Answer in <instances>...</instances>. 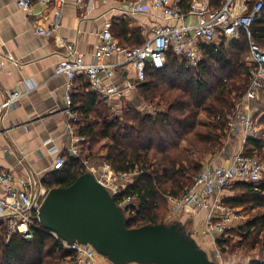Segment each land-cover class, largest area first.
<instances>
[{
    "label": "trees",
    "instance_id": "obj_1",
    "mask_svg": "<svg viewBox=\"0 0 264 264\" xmlns=\"http://www.w3.org/2000/svg\"><path fill=\"white\" fill-rule=\"evenodd\" d=\"M214 1L215 5H210L218 9L224 0ZM256 1H249L250 8ZM191 2L183 0L182 6L188 9ZM122 25L125 28L124 22ZM253 32L264 47V7L253 24ZM130 35L133 45L145 41L139 31ZM248 57L249 40L244 33L229 44L223 38L219 43L206 45L203 62L192 69L180 65L178 57L169 51L166 66L148 67L146 82L138 87L142 100L155 103V113L127 105L121 108V115L111 116L107 100L90 91L85 76L78 78L84 87L73 94V103L79 105L76 111L80 120L74 124L77 133L92 146L108 139L104 158L116 172L140 169L122 193L138 203L131 207L128 227L169 223L160 213L167 197L183 195L202 172L204 159L222 150L229 135L227 115L236 109L250 85ZM244 151L249 156H256L255 151L264 155V138L249 137ZM86 171L78 157L66 154L65 166L48 173L43 183L49 189L68 186ZM235 187V195L224 197L226 205L264 207V183L239 181ZM181 223L182 230L191 235L190 224ZM235 234L240 237L237 243L232 242ZM261 234L264 236V212L221 235L217 245L223 254L233 253L244 244L253 249L261 242L264 244ZM57 247L56 239L43 230H36L32 239L17 233L7 241L6 229L0 227V264H57L66 255ZM252 264L260 263L254 259Z\"/></svg>",
    "mask_w": 264,
    "mask_h": 264
},
{
    "label": "built area",
    "instance_id": "obj_2",
    "mask_svg": "<svg viewBox=\"0 0 264 264\" xmlns=\"http://www.w3.org/2000/svg\"><path fill=\"white\" fill-rule=\"evenodd\" d=\"M39 1L49 12H43L37 23L36 30L40 35L56 33L62 23L63 8L66 0H16L21 9H30ZM147 0L127 1L122 3V10L127 14L146 13L151 9L161 10L164 17L177 20L176 24H159L154 27L153 35L141 45L125 46L114 33V21L107 18L99 33L96 50L90 61H86L84 54L79 51L75 43L66 44L64 59L55 68L57 75L67 77V108L66 113L70 121L75 124L80 120L73 103V90L80 76H85L93 91L108 97L110 100L122 99L126 94L146 82L148 67L160 69L167 64V55L172 51L188 69L198 67L205 57V46L216 42L219 38L226 39V44L237 40L244 33L249 40V57L246 64L249 66L251 81L242 101L261 100L264 93V47L254 38L253 24L263 11V0L256 1L250 8V0H224L218 9L212 8L203 0H192L190 7L182 6L183 0ZM83 5L84 0H77ZM189 16L196 17V22H186ZM180 21V22H179ZM123 55V59L115 63L108 59ZM132 63L135 69L133 80L125 85L120 83H105L115 76L118 65ZM3 98L0 101V121L7 109L15 107L23 97L24 92L14 89L0 90ZM115 107V104L112 103ZM239 104H237L238 106ZM118 112V111H117ZM116 112V114H117ZM118 115V114H117ZM234 118L235 126L241 131L244 145L249 137H257L260 128L255 115L249 110L236 109L230 113ZM234 128L231 129L233 133ZM86 141L83 135L78 136L71 146L72 155L78 157L85 168L93 172L96 178L107 187H110L117 198V202L126 211L133 212L132 196H122L129 185V173H118L105 162L96 167L82 155L77 142ZM51 153H58V149L51 147ZM66 164V157L58 153L54 160L53 170H59ZM14 175L10 171H0V185L4 194L0 196V227L6 229L7 241L14 234H21L25 239H32L36 230H43L53 236L58 242L57 249L63 250L66 255L57 264H115L108 257L100 254L91 244L73 242L60 237L56 232L45 229L39 220V209L47 191L35 189L31 177L20 186L14 184ZM239 181L260 184L264 182V161L256 156L245 154L244 147L238 151L228 164L214 165L208 163L201 173L194 177V181L187 187L181 196L169 195L172 221L183 215H196L206 209L204 232L214 237L218 264H239L224 260V254L217 246V236L243 224L246 216L240 214L237 208L226 205L224 197L229 195ZM212 200V205L209 201ZM191 234H198L195 229ZM215 234L217 236H215ZM264 264V252L256 259ZM139 264V263H127Z\"/></svg>",
    "mask_w": 264,
    "mask_h": 264
},
{
    "label": "crops",
    "instance_id": "obj_3",
    "mask_svg": "<svg viewBox=\"0 0 264 264\" xmlns=\"http://www.w3.org/2000/svg\"><path fill=\"white\" fill-rule=\"evenodd\" d=\"M123 1L84 0L83 5H79L77 0H66L58 31L44 36L37 32L36 27L42 13L49 12V9L39 1H36L30 9H21L17 6L16 0H0V90L14 89L24 92L15 107L4 112L0 121V171H10L14 175L13 182L17 187L31 177L37 191L40 189L48 191L49 188L45 186L43 179L53 171L56 155L58 153H62L65 157L66 154L72 155L71 146L80 136L66 113L67 77L57 75L55 72L56 66L65 57L66 44L75 43L77 49L84 54L85 60L90 61L107 18L113 19L114 33L125 46H133L130 34L135 31H139L146 40L153 35L156 25L178 22L166 19L161 10L154 8L146 13L134 15L124 13L121 8ZM203 1L215 5V1L212 0ZM149 2L150 0H147L146 4ZM196 20V17L189 16L186 22L195 23ZM121 22H124L125 28ZM123 58V55H120L108 60L115 63ZM179 64L181 65L180 59ZM134 76L135 69L132 63H125L116 67L112 80L105 78L104 81L125 85L128 80H133ZM80 84L81 82L77 81L73 94L83 90L84 86ZM90 91H93L91 87ZM102 96L107 100L112 112H117L127 105L141 110L145 107L138 87L129 91L122 99L110 100ZM2 98L3 94L0 93V101ZM263 101L264 93L261 100L241 101L237 110H249L255 114L257 107ZM76 107L79 105L77 104ZM77 143L80 153L89 160L101 159L106 162L103 151L97 154L94 151L97 150L95 146L85 141ZM225 143L220 153L208 157L211 164H228L245 146L240 133L229 134ZM51 147L57 148L58 153H51ZM3 194V186L0 185V196ZM212 203L213 201L210 200L209 205ZM207 211L203 209L196 215H183L178 221L190 224L192 227L189 228L190 232L198 230V234L194 235L197 243L219 263L213 244L214 237L212 239L210 234L204 232ZM242 221L243 224L246 222V220ZM212 244L214 248L211 247ZM258 254L256 249H252L248 256L224 254V260L252 264Z\"/></svg>",
    "mask_w": 264,
    "mask_h": 264
},
{
    "label": "water",
    "instance_id": "obj_4",
    "mask_svg": "<svg viewBox=\"0 0 264 264\" xmlns=\"http://www.w3.org/2000/svg\"><path fill=\"white\" fill-rule=\"evenodd\" d=\"M125 211L114 191L87 170L72 184L47 191L39 220L70 243L91 244L115 264H218L180 221L131 228Z\"/></svg>",
    "mask_w": 264,
    "mask_h": 264
},
{
    "label": "rangeland",
    "instance_id": "obj_5",
    "mask_svg": "<svg viewBox=\"0 0 264 264\" xmlns=\"http://www.w3.org/2000/svg\"><path fill=\"white\" fill-rule=\"evenodd\" d=\"M222 39L223 38H219L216 41L219 43ZM143 103H144V106L145 107L142 109V111H148V112H152V113H155L156 112V107H155L156 105H155V103L145 102L144 100H143ZM259 104L260 103H257V105H259ZM161 107H162V109H164V106H161ZM157 108H160V107L157 106ZM111 111H112V109H111ZM121 113H122L121 110L118 109L117 114L118 115H121ZM254 113H255L254 115H255L257 124H258V126L260 128V132H259V135L258 136L264 138V123H262V118L264 116V101H263L262 104L259 105V107H257V110ZM117 114H116V112H112L111 116H114V115L116 116ZM228 118H229V116H228ZM228 125H229V127H228V132L229 133L228 134H231L230 131H231L232 128H234V130H235V131H233V133H235L237 135L239 133H241V131L238 129V127L235 126L234 118H231V119L229 118V124ZM226 140H225V142H226ZM105 143L106 144L109 143V140L108 139H104V140H101V141L96 142L95 144H93V146L96 147L95 149H97V150H94V151L97 154L98 153L101 154L102 151H103V153H106L107 147H106V144ZM225 145H226V143H225ZM225 145H224V147H225ZM224 147L222 148V150L224 149ZM221 151H219L218 153H220ZM255 154H256V157H258L259 159H261V160L264 161V155H262L261 151H255ZM90 160L93 161L92 164H94L96 167H99V166H102L103 164H105V162L102 161L101 159H99V160L90 159ZM210 162L211 161H209L208 158L207 159H204V166L206 164L210 163ZM138 174H140V169L138 167H137V169L135 171L130 172V174H129V178L130 179L128 181L129 184H131L132 182H134L135 176L138 175ZM262 183H264V182H262ZM236 193H237V189L235 187L234 190L230 193V195L231 194L232 195L233 194L235 195ZM133 203L134 204L137 203L136 200H134ZM237 211L240 214H242L243 216L245 215L246 216V219L245 220L248 221V220L254 218L256 215H258L260 213H263L264 212V207L263 208H248V207L247 208H244V207H238L237 208ZM160 213H161V216L163 217V219L166 220V222H172V221H170L171 209H170V204H169L168 200L165 201L162 204V207L160 209ZM131 214H133V213L130 212V211H128V212L125 211V216L126 217L130 216ZM190 227H191V225H190ZM215 236H217V235L215 234ZM218 238H220V236H217L216 239H218ZM263 238H264V236H263V234H261L260 239H263ZM212 239H213V237H212ZM239 240H240V237L238 235H236V234L232 238V242L233 243H237ZM246 245L247 244H244L242 247L237 248L233 253L230 252V254H227V255L238 256V257H241L242 255L248 256L250 250H252V249H251V247H247ZM214 246H213V244L211 245V247H213V248H214ZM253 249H256V253H259L258 255H260L261 253L264 252V244H262V242H261V243L255 245V248H253ZM216 258H217V256H216Z\"/></svg>",
    "mask_w": 264,
    "mask_h": 264
}]
</instances>
